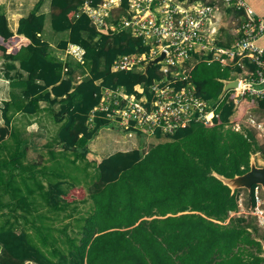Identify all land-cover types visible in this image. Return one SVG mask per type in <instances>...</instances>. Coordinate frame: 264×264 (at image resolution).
<instances>
[{"label": "trees", "instance_id": "obj_1", "mask_svg": "<svg viewBox=\"0 0 264 264\" xmlns=\"http://www.w3.org/2000/svg\"><path fill=\"white\" fill-rule=\"evenodd\" d=\"M102 1L51 0L53 29L69 30L68 38L58 47L67 48L70 43L82 46L83 63L62 60L42 37L46 14L39 11L43 0L20 18L16 32L0 13V59L6 61L4 78L11 87L10 99L4 100L1 108L5 125L0 127V143L13 136L18 141L16 147L4 149L7 158L24 154L17 129L12 128L17 113L36 114L40 101L48 102L49 115L59 126L55 140L76 157L85 158L90 140L111 124L106 113H93L103 87L122 86L129 93L142 95L162 77L159 64L146 73L144 69L112 70L119 56L149 53L150 46L129 30L112 33L107 25L98 30L80 8L86 2L96 6ZM128 4L122 0L107 22L118 24ZM76 67L88 69L79 83L74 81ZM240 70L223 67L219 61L197 63L191 80L198 95L218 105L213 120L194 121L173 134L158 133V139L167 140L148 150L118 151L99 163L87 162L86 171L92 172L89 167H94L95 180L88 187L94 207L90 214L77 218L78 235L69 236L67 225L48 228L44 221L39 222L45 214L32 213L35 207L28 205L22 214L26 224L31 217L38 222H31L32 232L27 227L18 230L1 224L0 264H264L263 243L249 230H258L255 219L230 214L239 210V196L245 189L232 191L213 174H243L250 169L252 155L264 153L255 130L235 131L227 126L236 111L230 91L217 101L223 91L222 79ZM249 103L255 100L244 98L237 106L240 117ZM56 105L57 110L53 108ZM260 106L264 108V101ZM76 159L71 161L75 164ZM81 187L72 184L69 191L61 189L56 197L64 194L62 201L67 204L84 200L86 188ZM248 196L252 213L257 205L255 185ZM57 199H53L56 205ZM30 201L21 199L26 204ZM3 202L0 198V209ZM13 212L5 214L7 220Z\"/></svg>", "mask_w": 264, "mask_h": 264}, {"label": "built area", "instance_id": "obj_2", "mask_svg": "<svg viewBox=\"0 0 264 264\" xmlns=\"http://www.w3.org/2000/svg\"><path fill=\"white\" fill-rule=\"evenodd\" d=\"M128 8L118 17V24L107 22L119 4L103 0L96 6L86 2L81 11L88 14L98 29L106 25L111 32L129 30L150 46L149 53L124 54L112 66L113 71L143 70L150 59L166 53L160 65L161 78L151 84L142 95L129 93L122 86L103 87L101 100L93 113H106L112 123L128 137L173 134L192 122L210 123L217 115V104L197 94L192 71L200 61H219L223 67H239L233 80L239 85L230 91L236 111L227 126L235 131L245 127L264 131V123L249 114L240 117L237 106L244 98L264 101V20L246 0H223L224 4L242 13L239 36L231 47L214 42L216 10L212 5L189 0H128ZM115 2V0H113ZM69 52L83 62L85 49L73 44ZM125 134V135H126ZM257 206L255 214L264 225V188L255 185Z\"/></svg>", "mask_w": 264, "mask_h": 264}, {"label": "crops", "instance_id": "obj_3", "mask_svg": "<svg viewBox=\"0 0 264 264\" xmlns=\"http://www.w3.org/2000/svg\"><path fill=\"white\" fill-rule=\"evenodd\" d=\"M38 1L39 0H0V13L3 12L7 16L11 30L16 32L20 18L27 16L30 11L33 10ZM189 1L193 3L201 2L204 4H209L215 8L216 17L215 25L213 26L215 32L214 42L220 46L231 47L239 36L238 30L241 24L242 13L235 8L225 5L223 0ZM246 1L255 10L257 16L264 20V0ZM82 7L80 9H82ZM39 12L46 14V26L47 20L52 21L51 0H43V4ZM235 20H237L239 23L235 28H233L234 32H231V24ZM44 31L42 32V37L46 40ZM58 32H64L66 33V36L65 38H60L54 42L48 41L50 43L51 51L64 61L75 60L81 62L69 52L70 46L73 45L72 43H70L67 48L58 47V44L61 40L68 38L69 30ZM261 42L264 43V38L261 39ZM16 64L18 65V62H16ZM5 66L6 61L4 59H0V69H2L0 71V127L5 125L1 110L3 101L10 99L11 96L10 81L4 78ZM234 72L232 74H234ZM87 74L88 69L86 67H76L74 74L75 83L81 82ZM52 97H54V94H52ZM39 107L40 110L34 115H28L22 112L17 113L15 120L12 123L13 130L14 126H16L17 134L22 139L20 147L22 148L24 154L18 155L16 153V157L5 158L4 155H6V150L4 149L6 146L16 147L17 143L10 142V137L0 143V198L4 200V207L0 209V226L1 224L13 226L18 230L23 227H27L31 232L34 229V225H32L31 222L38 221L36 218L31 217L30 223L26 224L28 222L25 220V217L22 216V214H24V210H27L26 208L28 205L35 207L32 209V213L45 214L42 217L43 219L39 220V222L44 221L48 228L58 229L63 228L65 225L68 226L69 222L67 224L64 223L69 219L70 209L76 205L80 206L86 202V205L83 204L86 208L85 211L82 212L83 214L80 215L81 217L92 212L93 209L91 206L93 204L94 207V203L90 197V190L87 189L86 198L73 204H67L62 201L64 194L59 196V199H57L56 196H58V192L61 189L64 192L69 191L72 184H74L77 188H82L81 186L85 187V182L89 180L90 176L92 177V175L87 174V162L92 164L99 163L105 157H108L117 151H129L131 149L137 148L129 147L128 142L126 141L125 145L122 147H117L120 149L114 148L115 150L113 149L114 151L111 153L106 152L108 155L105 156L106 153L103 152L107 148H105L102 144L100 146L99 143H97V141L94 139L99 135L101 129L103 128L102 127L98 134L88 143L89 152L86 154V157L81 158L80 155L76 157V155L72 153L70 149H66L62 143H59L55 140L59 126L57 124L54 125L49 118L50 107L48 102L40 101ZM53 108L57 110L58 107L56 105ZM91 121L92 117H90V122ZM250 128L255 130L252 127ZM250 128L245 127V129ZM255 132L257 131L255 130ZM259 142L262 144L260 140ZM19 148L17 147L16 150ZM7 157H9V154H7ZM72 159H76L75 164L71 161ZM54 167H57L58 170L54 171ZM71 171L74 175V178L72 177ZM57 184H59L62 188L60 189L56 187ZM249 191L251 190L246 189L242 191L244 194H246L245 202L243 201L242 195H240L239 210L237 212H231L230 214L251 216L254 218L255 220L253 224L258 230L256 231L254 227H249V230L252 231L255 238L257 237V239L262 241L264 248V239L261 235V227H264V225L259 222V219L255 214V210L252 213H250L248 210V206L250 204L248 196ZM24 198H31L29 204L21 202V199ZM43 198L50 199L44 200ZM54 198L58 200V205L55 204V201L53 200ZM9 212H13L14 215L11 216L9 220H7L5 214ZM66 218L68 219L65 220ZM126 229L127 228H122V230ZM30 263L35 264L33 262Z\"/></svg>", "mask_w": 264, "mask_h": 264}, {"label": "rangeland", "instance_id": "obj_4", "mask_svg": "<svg viewBox=\"0 0 264 264\" xmlns=\"http://www.w3.org/2000/svg\"><path fill=\"white\" fill-rule=\"evenodd\" d=\"M134 1H136V0H134ZM110 4H119V0H115V2H113V0H108L107 6H109ZM238 23L239 22L237 20H235L231 24L232 25V27L230 28L231 32H234L233 28H235ZM44 36H45V38H46L47 41L54 42V41H56V40H58L60 38L61 39L62 38H65L66 33L55 31L52 28V26H51V21L50 20H47L46 21V26H45V31H44ZM1 70L2 69H0V71ZM247 99L250 100L251 98H247ZM248 106H249L248 107V111H249L248 113L249 114H252L256 118H258L259 120H261V121L264 122V108H262L260 106V104H255V103H253V104L249 103ZM49 118H50L51 122L55 125L56 123L51 119L50 115H49ZM14 128L17 129L16 126H14ZM256 133H258L256 135L259 138V140L262 142V144H264V131H260V132H256ZM125 134H126L125 132L120 131L119 124L112 123L109 126L103 127L101 129L99 135L96 138H94V139H95V141H97V143H99L100 146L102 144V145H104L105 148L108 149V150L107 149L104 150L103 153H106V152L111 153L112 151L115 150L114 148L120 149V148H117V147H122L123 145H125V142L126 141L128 142L129 147H137V148L144 147V149L142 148L143 150H148L152 144H156V143H159L161 141L167 140L164 137L159 138V139L157 137H154V136L138 137V134L137 135L134 134L133 136L128 137L127 134L126 135ZM18 138L20 139L19 141H22V139H21V137H19V135H18ZM9 141L10 142H18L16 140V138H14V136L11 137V138H9ZM107 155L108 154L106 153L105 156H107ZM253 156H254L255 161H256V163L258 165H261V166L264 165V153L258 152L256 154H253ZM4 157L7 158V155H4ZM53 169H54V171H57L58 170L57 167H54ZM89 170H91L92 172H90V171H87V172H90L89 175H92V177L90 176L89 177V180L87 182H85L86 183L85 187H86L87 190H89L88 187L90 186V183L92 182V180L93 179L95 180V178H93L94 177V171H93L94 170V167L93 166H90L89 167ZM242 191H241L240 195H242L243 201L245 202V200H246V194H244ZM86 195H87V193H86ZM83 204L86 205L87 203L85 202ZM83 204H81L80 206L79 205H76L75 207H73L72 209H70L69 219L68 218L65 219V220L68 219L67 221H65L64 224H67L69 222L68 223L69 225L67 227V231L69 233V236H71V237H74V236L78 235L77 233L79 232V227H78L79 223H78L77 218L80 217V215L83 214L82 212L85 211V208L86 207ZM91 207L93 209V204H92ZM261 231H262L261 232V235L263 236V239H264V227H261ZM34 240L37 241V239H34Z\"/></svg>", "mask_w": 264, "mask_h": 264}, {"label": "water", "instance_id": "obj_5", "mask_svg": "<svg viewBox=\"0 0 264 264\" xmlns=\"http://www.w3.org/2000/svg\"><path fill=\"white\" fill-rule=\"evenodd\" d=\"M165 55L166 53L163 51L159 56L150 59L144 66V72L146 73L152 65L157 64L159 61L163 60ZM222 82L224 84L223 91L217 101H221L229 90L238 87L239 78H235L233 80L222 79ZM213 174L224 184L228 185L232 189V191L240 188L251 190L254 185H261L264 188V165H258L253 155L250 160V169L243 174H237L233 177H226L216 172H214Z\"/></svg>", "mask_w": 264, "mask_h": 264}, {"label": "clouds", "instance_id": "obj_6", "mask_svg": "<svg viewBox=\"0 0 264 264\" xmlns=\"http://www.w3.org/2000/svg\"><path fill=\"white\" fill-rule=\"evenodd\" d=\"M77 45V44H76Z\"/></svg>", "mask_w": 264, "mask_h": 264}]
</instances>
